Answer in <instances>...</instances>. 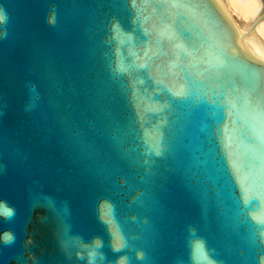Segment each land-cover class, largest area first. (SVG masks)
I'll return each instance as SVG.
<instances>
[{"label":"water","instance_id":"obj_1","mask_svg":"<svg viewBox=\"0 0 264 264\" xmlns=\"http://www.w3.org/2000/svg\"><path fill=\"white\" fill-rule=\"evenodd\" d=\"M0 7V201L16 210L0 264H89L94 238L93 264H195L196 240L215 264H264V46L249 28L216 0Z\"/></svg>","mask_w":264,"mask_h":264},{"label":"clouds","instance_id":"obj_2","mask_svg":"<svg viewBox=\"0 0 264 264\" xmlns=\"http://www.w3.org/2000/svg\"><path fill=\"white\" fill-rule=\"evenodd\" d=\"M48 19L49 24H55V13L54 11L50 13ZM8 22V14L6 9L0 7V25H6ZM0 35H6V32L0 33ZM16 210L7 204L6 201H0V217L4 220H11L15 217ZM194 229H190V232H194ZM15 241V234L11 231H5L2 235H0V242H3L5 245H10ZM95 249L88 253L89 264H93L96 260L98 251L97 249L102 248L103 242L99 238H94ZM191 245L195 247H199L203 251L202 257L197 259L193 257L195 260V264H215V261L211 258L206 250V245L203 240L191 241ZM120 248H115L113 251H120ZM103 259V256H101ZM137 259L143 260L144 254L142 252H137ZM128 258L126 256H121L118 258L117 264H127Z\"/></svg>","mask_w":264,"mask_h":264},{"label":"bare ground","instance_id":"obj_3","mask_svg":"<svg viewBox=\"0 0 264 264\" xmlns=\"http://www.w3.org/2000/svg\"><path fill=\"white\" fill-rule=\"evenodd\" d=\"M220 7L236 21L238 29L249 28L245 39H259L264 46V10L262 0H216Z\"/></svg>","mask_w":264,"mask_h":264},{"label":"rangeland","instance_id":"obj_4","mask_svg":"<svg viewBox=\"0 0 264 264\" xmlns=\"http://www.w3.org/2000/svg\"><path fill=\"white\" fill-rule=\"evenodd\" d=\"M262 1H263V4H264V0H262ZM260 14H261L260 16L264 18V10H262Z\"/></svg>","mask_w":264,"mask_h":264}]
</instances>
